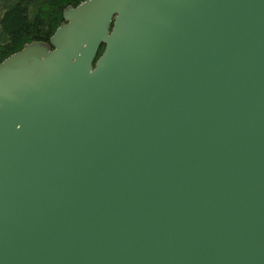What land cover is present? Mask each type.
I'll return each instance as SVG.
<instances>
[{"label":"water","instance_id":"water-1","mask_svg":"<svg viewBox=\"0 0 264 264\" xmlns=\"http://www.w3.org/2000/svg\"><path fill=\"white\" fill-rule=\"evenodd\" d=\"M63 19L0 64V264H264V0Z\"/></svg>","mask_w":264,"mask_h":264},{"label":"trees","instance_id":"trees-1","mask_svg":"<svg viewBox=\"0 0 264 264\" xmlns=\"http://www.w3.org/2000/svg\"><path fill=\"white\" fill-rule=\"evenodd\" d=\"M85 0H0V64L32 43H50L63 13ZM103 53V48L99 55Z\"/></svg>","mask_w":264,"mask_h":264}]
</instances>
